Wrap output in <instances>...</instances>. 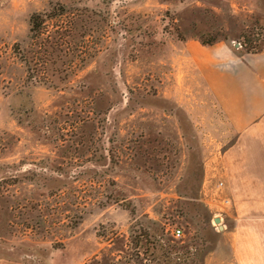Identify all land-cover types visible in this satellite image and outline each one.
Returning <instances> with one entry per match:
<instances>
[{
	"label": "rangeland",
	"instance_id": "rangeland-1",
	"mask_svg": "<svg viewBox=\"0 0 264 264\" xmlns=\"http://www.w3.org/2000/svg\"><path fill=\"white\" fill-rule=\"evenodd\" d=\"M51 2L76 11L29 41ZM247 47L264 0H0V259L264 264V163H226L199 62Z\"/></svg>",
	"mask_w": 264,
	"mask_h": 264
},
{
	"label": "crops",
	"instance_id": "crops-1",
	"mask_svg": "<svg viewBox=\"0 0 264 264\" xmlns=\"http://www.w3.org/2000/svg\"><path fill=\"white\" fill-rule=\"evenodd\" d=\"M199 62L209 94L234 134V143L225 153L226 163H264V49L240 56L216 51L215 58L204 57ZM243 176L240 173L239 179L246 178ZM233 255L234 251L229 253ZM0 264L22 263L0 259Z\"/></svg>",
	"mask_w": 264,
	"mask_h": 264
},
{
	"label": "trees",
	"instance_id": "trees-1",
	"mask_svg": "<svg viewBox=\"0 0 264 264\" xmlns=\"http://www.w3.org/2000/svg\"><path fill=\"white\" fill-rule=\"evenodd\" d=\"M69 9H71L70 7L66 6L63 3L60 2H51L49 4L48 9H46V11L43 12H37V13H33L30 16L29 19V25H30V30H29V41L32 39H38L40 37H42L46 32L49 31V24L53 23L54 21L56 22H60L62 21V19H64L65 15H68L69 13ZM73 11H76L75 8L71 9ZM53 26H55L53 24ZM57 26V25H56ZM59 27V26H58ZM75 29V26L73 25V23H71L70 27H66L64 29V31H66L67 29ZM216 40H212L211 42H204V44H213ZM56 42L54 39L53 41L50 43V46L53 48L52 50L56 49ZM248 43H252L250 40L247 41V43L245 42V45L247 46ZM244 45V47L246 48V46ZM247 52L248 53H258V48H250L248 49L247 47ZM31 51L29 49L25 50V56L23 57V62L26 64L28 71L30 72L31 69V60L29 57H31ZM31 78V77H29ZM145 236V235H144ZM148 237V236H147ZM139 237H136V239ZM150 238V237H149ZM159 243L157 237H153V239H151V241L149 242V247L150 248H155V246H157ZM134 244H138L134 241ZM182 252H188L186 250L183 249H178L175 246L171 245L170 243H167L166 246H162V257L164 258V262L165 264H180L178 263V261L175 263L174 260L170 259V255L172 253H176V255H181Z\"/></svg>",
	"mask_w": 264,
	"mask_h": 264
},
{
	"label": "built area",
	"instance_id": "built-area-1",
	"mask_svg": "<svg viewBox=\"0 0 264 264\" xmlns=\"http://www.w3.org/2000/svg\"><path fill=\"white\" fill-rule=\"evenodd\" d=\"M175 235H176L177 237H180V236L182 235V230H181V229H177V230L175 231Z\"/></svg>",
	"mask_w": 264,
	"mask_h": 264
},
{
	"label": "water",
	"instance_id": "water-1",
	"mask_svg": "<svg viewBox=\"0 0 264 264\" xmlns=\"http://www.w3.org/2000/svg\"><path fill=\"white\" fill-rule=\"evenodd\" d=\"M216 221H218V222H219L220 220H219V219H216Z\"/></svg>",
	"mask_w": 264,
	"mask_h": 264
}]
</instances>
